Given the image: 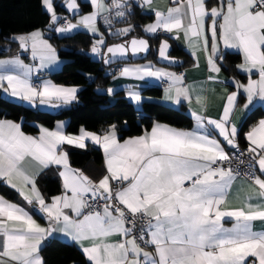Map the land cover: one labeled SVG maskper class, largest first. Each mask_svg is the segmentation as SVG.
I'll return each instance as SVG.
<instances>
[{"label": "snow or ice", "instance_id": "snow-or-ice-1", "mask_svg": "<svg viewBox=\"0 0 264 264\" xmlns=\"http://www.w3.org/2000/svg\"><path fill=\"white\" fill-rule=\"evenodd\" d=\"M88 2L94 11L79 15L78 0H61L59 7L73 18L79 16L76 23L58 15L55 0H41V6L53 32L66 34L83 28L96 37L90 52L104 64L146 53L150 46L136 37L107 45L98 18L104 14V24L110 28L113 13L119 19L133 14L134 8L147 10L154 14V22L143 27L146 34L177 33L169 38L179 39L182 32L192 55L197 50L204 54L208 82L231 84L235 90L225 89L216 118L203 114L206 98L197 94L200 107L191 113L195 130L154 123L142 135L123 142L115 125L102 134L81 128L78 135H69L63 123H57L54 130L34 124L39 134L32 136L22 131L21 123L0 120V180L46 221L42 226L25 207L0 197V264H45L41 249L55 234L77 245L86 264H264V231L253 229V222H264V118L245 134L248 146L243 151L233 120L237 108L246 114L255 101L264 102V0H170L166 11L153 8L154 0ZM135 27L117 29L115 35L127 37ZM5 39L15 43L22 54L29 53L35 63H25L20 55L0 59V66L16 69L0 73V94L30 107H62L76 101L78 87L38 78L60 62L57 49L42 30ZM169 48L167 40L162 41L158 56L175 63L167 55ZM222 49L241 54L242 62L236 68L247 75L246 83L235 77L219 79ZM119 76L166 80L164 100L192 103V90L184 85L181 74L148 63L124 66ZM33 77H37L35 82ZM135 87H129L127 98L142 104ZM98 91L112 95L115 89ZM242 95L246 102L241 106ZM86 141L103 150L105 169L97 180L73 168L63 150L64 145L85 149ZM234 158L246 162L249 169L238 206L228 200L240 178L231 167ZM26 161L35 166L31 174L24 167ZM53 166L62 178V191L49 202L37 187V178ZM226 220L232 222L231 227H225Z\"/></svg>", "mask_w": 264, "mask_h": 264}, {"label": "trees", "instance_id": "trees-1", "mask_svg": "<svg viewBox=\"0 0 264 264\" xmlns=\"http://www.w3.org/2000/svg\"><path fill=\"white\" fill-rule=\"evenodd\" d=\"M55 3L57 13L61 12L59 2L55 0ZM79 4L82 13L91 10L88 4ZM152 20V15L144 14L139 8H134L133 14L128 15L125 21L118 24L134 25L135 30L127 37L108 36L107 45L131 37H144L150 45V52L142 61H155L156 54L153 49L159 45L161 40L168 41V39L161 36L149 37L142 33L143 27ZM48 22L49 17L41 6V0H0V57L11 56L18 51V46L5 39L6 37L12 34L30 33L33 30L45 32ZM45 37L57 49L59 58L65 61L60 71L50 75V80L62 86L82 87L77 103L71 104L70 108L59 116L51 117L0 99V119L21 123L22 131L31 135L38 132V127L33 126L34 124L51 128L55 121L61 119L68 120L66 132L69 134H78L81 128L97 133L106 127L115 125L117 135L121 140L142 135L144 130H150L154 123L166 124L182 130L192 128L193 120L184 106L175 109L156 103H142L140 109H136L122 92L115 93L113 103L109 102L107 95L103 92L98 94L97 89L102 90L114 72H109V68L106 69L91 61V57L86 55L91 43L95 40L94 37L82 32L61 38L54 33L45 32ZM168 42L171 45L170 56L182 61V65L174 69L181 70L190 67L191 57L171 41ZM239 62L238 54L226 52L222 69L244 81V76L234 70V66ZM105 73H109L110 76L105 77ZM161 91L159 87H150L143 90L142 94L159 97ZM262 118H264V109L260 107L248 113L239 129V146L246 147L244 134ZM66 152L73 168L80 169L94 179L102 176L103 159L98 147L87 145L85 149L68 148ZM37 186L46 198L57 195L61 191L58 172L53 169L47 170L37 178ZM0 194L9 201H18L17 194L3 184H0ZM41 255L45 264H86L85 258L77 248L54 238L43 245Z\"/></svg>", "mask_w": 264, "mask_h": 264}, {"label": "crops", "instance_id": "crops-1", "mask_svg": "<svg viewBox=\"0 0 264 264\" xmlns=\"http://www.w3.org/2000/svg\"><path fill=\"white\" fill-rule=\"evenodd\" d=\"M103 2L105 4H108V2H105L104 0H103ZM212 2L214 3V1H212ZM78 3L88 4L90 6V8H91V10L89 12L82 13V15L89 14V13H91V12L94 11V8L90 5V3L88 2V0H78ZM169 6H171L170 0H154L153 8H155V9H158V10H161V11H166V9ZM140 11L142 13H144V14L152 15L153 16V20L150 23L154 22V14L153 13H151V12H149L147 10H141V9H140ZM78 19H79V17H77V18H75V19H73L71 21H72V23H76ZM185 23H187V21H185ZM127 26H129V25H123V24L122 25L121 24L119 25V24H117L116 27L114 29H112V30L102 31L100 29L99 25H98L100 32H102L104 34L105 40H106V38L108 36H116L115 35V31L117 29H122V28H125ZM77 32H82V33L88 34L91 37H94L91 33L87 32L83 28H79V29H77L76 31H74L72 33L58 34V33H55L54 32V34L57 37L61 38V37L71 36V35H73V34H75ZM142 33L144 35H146V36H149V37L161 36V37L167 38L168 41H171V43H173L177 48L185 51L191 57V59H192V65L190 67H186V68H183L181 70H176L174 68H170V67L158 65L156 63V61L145 60V61H137V62H133V63L117 64L119 70L121 68H123L124 66H138V65H144V64L151 63V64L154 65L155 68H160V69H164L166 71H171V72H175L177 74H181L185 78L184 79V85L187 86V87H189L192 90V95H193L192 103H191V105H189L187 101H182L180 104H176L173 101H166V100H164L163 99V97H164V90L168 87V82L166 80H160V79H155V78H146L144 81H140V80H136V79H133V78H121L119 76V71L118 72H114V75L111 77V79L109 80L108 84L102 89V90H104V89H107L109 87L115 89L114 94H112V95H107L106 94L107 97H108L109 102L110 103H113L115 101L114 95H115L116 92H122L123 95H124V97L136 109H140V107H141L142 104H137L136 102H132V101H130L127 98V90L129 89V87L136 86L135 87V90L140 92V94H141V96L143 98V103H156V104H160L162 106H166V107H170V108H175V109H177V108H179L181 106H184L186 108V111H187L188 115L193 120L192 128L191 129H188L186 131H192V130H195V120L192 117L191 113L194 110H199V107H200L196 103L195 97H196L197 94H202L206 98L205 102H206V105H207L206 111L203 114H205L206 116H208L210 118H216L219 115V113L221 112V110H222V104L224 102V96L226 95L225 89L227 90V92H231V91L235 90L234 87H233V85H231V84H225V83L212 84L211 82H208L209 72H208V69H207V66H206V61H205L204 54L202 52H200L199 50H197L196 51V56H193L192 55V51L193 50L188 47L187 41L185 40L182 32L181 33H178V35L180 37L179 39H170L169 38V35H177V33H174V34H165L163 32H158L155 35H149V34H146L143 31V29H142ZM44 36H45V32H44ZM94 38L96 39V37H94ZM226 52L238 54L240 56V62L238 64H240L242 62L241 54L237 50L228 49ZM18 53H19V49H18L17 53H15V54H13L11 56H3V57H0V59H11L12 57L17 56ZM224 53H225V50L222 49V54H224ZM20 58L23 59L24 62L27 63V64H34L35 63V62H33L31 60V57H30V54L29 53H26V55L20 56ZM59 61L60 62L58 64H56L54 66H51L48 69H45L44 71H42L41 73H39L38 74V77L40 76L39 79L40 80L50 79V75L52 73H55V72L60 71L61 68H62V66H63V64L65 63V61L62 60V59H60V58H59ZM238 64H236V65H238ZM236 65L234 66V70H235L236 73L241 74L242 76H244V78H245L244 81H241V80L237 79L234 75H232L231 73H228V72L224 71L223 69H222L221 73L219 74V79L220 80H230L231 78L235 77L236 80H239L242 83H246L247 82V78H248L247 75L245 73L239 72L237 70V68H236ZM15 71H16V69H14L12 66H7V67L0 66V73H3V72H15ZM35 78L36 77H33V79H35ZM252 78L253 79H256L257 77L255 75H253ZM76 87H78V89H79V91H78V94H79V92L81 91L82 87H79V86H76ZM150 87H159V88H161V90H162L161 91V95L159 97H151V96L143 95L142 94V91L145 90V89H147V88H150ZM201 89H204V92L203 93H201ZM78 94H77V97H78ZM245 102L246 101H245L244 96L243 95L240 96V98H239L240 105L242 106L243 103H245ZM76 103H77V99H76V101H74L71 104H76ZM71 104H69V105H71ZM256 107H260V108L264 109V102H261V101H258V100L255 101L254 102V105L251 107V110L250 111H252ZM250 111H248L245 114V113H242L240 111V108H237V111L235 112V114L233 116V120H234V122H236V124L238 126V129H240V126L242 124L241 121H244V119L246 118V116L248 115V113ZM0 120H5V119H0ZM17 123H19V122H17ZM57 123H63L65 125V127H64L65 133L66 134H69V133L66 132V128L68 126V120L67 119H61V120L55 121V123L53 124V126L51 128H49V129L50 130H54ZM164 125H166V124H164ZM167 126H169V125H167ZM109 127H106L105 129L100 130L99 132H97V134H102ZM180 130H182V129H180ZM38 134L39 133L37 132L36 134H33L32 136H37ZM78 134H69V135H78ZM245 134H244V140H245V146L247 148L248 142H247V140L245 138ZM27 135H31V134H27ZM217 138L219 139V137H217ZM123 140L120 139L121 142H123ZM86 144L87 145L96 146V147H98L100 149L101 154H102V159H103V173H104V169H105V159H104V155H103L102 148H100L98 145H94L91 141H86ZM68 148L80 149L79 147H75V146H69V145H64L63 146V150L64 151H66V149H68ZM225 150L227 152H229L231 149H229V148L226 147ZM24 167L29 172V174H31L35 170V166L31 162H28V161H26L24 163ZM50 169L56 170L58 172V169L55 166H53V167H51L49 169H46L43 172H41L40 175L43 174L44 172H46L47 170H50ZM58 177H59V183H60V187H61V191H62V178L59 175H58ZM92 179L93 180H97L98 178L97 179L92 178ZM0 184L5 185L7 188H9L10 190H12L14 193L17 194L18 201L17 202H12V201H9L8 200L9 202L16 203V204H18L20 206L25 207L26 210H28L30 212V214H33V218L36 219L38 223H40L42 226H46V221L44 219H42L39 214H36L35 212H33L32 206H29L23 200V198L19 195V193L16 190L12 189L10 186H7L3 180H0ZM242 185H244V179L239 178L237 181L234 182L233 188L230 190V194L228 196V200L231 203H233V204H235L237 206L241 203V199L240 198H242L245 195V191L243 190ZM61 191H60V193H61ZM60 193H58L57 195H59ZM54 196H56V195H54ZM0 197L6 199L1 194H0ZM45 199H46V201H49L50 202L51 197L50 198H46L45 197ZM231 226H232V222L229 221V220H226L225 221V227H231ZM253 229L255 231H264V222H260V221L253 222ZM52 238L57 239V240H59L61 242H64L66 244H71V245H73L75 248H77L80 251L79 247L77 245H75L69 238H67L63 234H55ZM50 240H51V238H49L48 240H46L43 243V245L44 244H47ZM80 253H81V251H80Z\"/></svg>", "mask_w": 264, "mask_h": 264}, {"label": "water", "instance_id": "water-1", "mask_svg": "<svg viewBox=\"0 0 264 264\" xmlns=\"http://www.w3.org/2000/svg\"><path fill=\"white\" fill-rule=\"evenodd\" d=\"M104 1H105V2H108V0H104ZM57 2H59V4H60L61 0H57ZM59 8H60V11H61V12H59L58 15H61V16H68L69 19H71V20H73V19L79 17V16H76L75 18H73L68 12L65 11L64 8H61V7H59ZM78 11H79V15H82V9H81V7H80V4H79V9H78ZM48 24H49V22H48ZM48 24H47V26L45 27V32H46V33H54V32L51 30V28L48 27ZM131 38H133V37H131ZM131 38L126 39V40H130ZM136 38H137V37H136ZM140 38L147 40V39L144 38V37H140ZM124 41H125V40L120 41V42H118V43H122V42H124ZM162 41H164V40H161L160 43H161ZM118 43L109 44V45H115V44H118ZM160 43H159V45H160ZM167 43L170 45V43H169L168 41H167ZM159 45H158L156 48L153 49V52L156 54V59H155V61H156V63H157L158 65L166 66V67H170V68H177V67H179L180 65H182V61H181V60H178V59H176V58L170 56V53H171V45H170V48H169V50H168V52H167V55H168V57H169L171 60H174L175 63H169V62L166 61V60H162V59H160L159 56H158V48H159ZM149 46H150V45H149ZM149 52H150V47H149V50H148L146 53H141V54H138V55H135V56H133V55H128V56H126V57H124V58H122V59H117L116 61H114V62L111 63V64H104V63H102L100 57H98V56H94L93 54H91V52H90V48H89V50L86 52V55L89 56V57H91V61H93V62H95V63H97V64H100L102 67H104V68L107 69V68H110L111 66H113V65H117V64L133 63V62H137V61H142V60H144V59L147 57V55L149 54ZM18 55L23 56V55H26V53H23V54H22V53L20 52V50H19ZM104 76H105V77H108V76H110V74H109V73H105ZM97 92H98V94L102 93V91H98V89H97ZM0 99L6 100V101L10 102L11 104H14V105H17V106H21V107H23L24 109L32 110V111H35V112H37V113H39V114L48 115V116H51V117L59 116L63 111H66V110H68V109L70 108V105H65V106H62V107H50V106H36V107H30V105H29L27 102H24V101H21V100L15 99V98H11V97H9V96H7V95H3V94L0 95ZM40 216H41V215H40Z\"/></svg>", "mask_w": 264, "mask_h": 264}, {"label": "built area", "instance_id": "built-area-1", "mask_svg": "<svg viewBox=\"0 0 264 264\" xmlns=\"http://www.w3.org/2000/svg\"><path fill=\"white\" fill-rule=\"evenodd\" d=\"M111 3V0H108V4ZM103 15L102 14L99 18H98V25L100 27V29L102 31H109V30H112L116 27V25L120 22H123L126 20L127 16H125L124 18H119L117 19L113 13L112 15V25L111 27L109 28L107 25L104 24V21H103ZM61 24H63V20L61 21ZM59 26V25H58ZM119 71V68L117 65H113L109 68V72H118ZM40 77V76H39ZM38 77V78H39ZM37 80V77L34 79V82ZM240 150L243 151L244 149H246V147H241L239 146ZM232 150L229 151V154H231ZM231 167L233 169H235L237 172L240 173V178L244 179V176H245V173L249 171L248 167H247V163H243L241 164L238 160H236L235 158L233 159L232 163H231Z\"/></svg>", "mask_w": 264, "mask_h": 264}]
</instances>
